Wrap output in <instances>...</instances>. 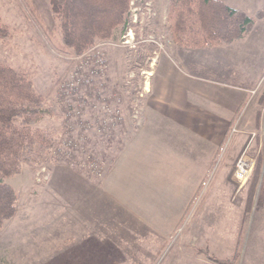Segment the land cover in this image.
I'll return each instance as SVG.
<instances>
[{"label":"rangeland","instance_id":"374dc122","mask_svg":"<svg viewBox=\"0 0 264 264\" xmlns=\"http://www.w3.org/2000/svg\"><path fill=\"white\" fill-rule=\"evenodd\" d=\"M221 1L248 15L264 11V0L260 5L258 0ZM169 3L130 0L124 29H118L110 39L95 41L80 55H66L56 48L60 35L48 0H0V22L12 34L10 40L0 42V63L25 72L45 104L54 108L56 115L37 125L57 137L55 146L39 162L23 166L20 174L6 180L18 198L14 215L0 228V264H176L178 260L214 264L198 252L203 249L221 260L236 255L235 264H264L263 245L253 248L248 241L253 236L254 214L241 226L232 215L220 216L212 210L205 217L197 214L193 220V212H185L180 219L178 215L168 217L167 212L160 216L159 206L178 209L182 203L149 199L159 195V178L135 184L133 179H125L124 172L114 173L118 161L127 160V164L134 161L130 167L136 169L131 173L139 176V158L146 157L148 150L122 147L143 124V100L151 95L150 85L159 80L166 59L175 57L174 51H184L169 39ZM244 41L233 51L239 57L237 68L227 58L232 64L230 73L220 74L214 68L202 71L203 75L239 85L240 70L255 66L264 52V21ZM86 56L93 64L80 63ZM213 60L215 67L217 59ZM189 68L193 72L194 67ZM76 71L81 73L82 84L70 92L67 89L74 87L70 84ZM261 81L264 70L254 84ZM64 102L68 103L63 106L71 105V109L65 111ZM116 111L120 112V123L109 118ZM70 140L74 149L63 145ZM263 146L248 181L263 156ZM168 157L165 173L172 175L176 161L171 154ZM216 171L208 175L213 185L206 204L212 206L221 174ZM258 183L262 201L264 170L260 168ZM248 184L242 187L244 193ZM228 190L225 186L222 193L230 194Z\"/></svg>","mask_w":264,"mask_h":264},{"label":"crops","instance_id":"0c3cea01","mask_svg":"<svg viewBox=\"0 0 264 264\" xmlns=\"http://www.w3.org/2000/svg\"><path fill=\"white\" fill-rule=\"evenodd\" d=\"M258 2L260 5L263 0ZM263 21H257L248 36L228 46L182 48L184 51H174L175 57L166 59L159 80L150 85L151 95L143 100V124L122 147L148 150L146 157L139 158L136 174L139 176L131 173V170L136 169V166L130 167L134 161L127 164V160L118 161L114 173L119 175L121 171L124 172L125 179L131 178L135 184L141 183L143 179L154 177L151 179L153 181L159 178V195H150L149 199H159V203H182L178 209L159 206L160 216L167 212L168 217L178 215L180 219L185 212H193V220L197 214L201 213L205 217L212 210L220 216L232 215L233 219H237L236 224L241 226L250 214H254L253 236L248 241H251V247H260L261 244L264 249V199L261 201L259 195L260 183L253 189L250 187L251 180L248 181L244 193L233 178L234 163L244 148H247V155L255 162L264 145L261 114L264 107V81L259 82L258 86L254 84L257 74L264 70V52L255 66H244L245 70H240L243 76L240 77L242 82L239 85L223 83L202 73L216 68L220 74L226 75L230 73L228 68L231 63L237 68L239 57L233 55V51H237ZM213 58L217 59L215 67L211 63L215 61ZM227 58L231 63H227ZM189 66L194 67L193 72ZM235 106L237 109L234 111ZM241 110L244 112L239 115ZM233 129L236 132H232ZM170 154L172 160L176 161L171 170L172 175L165 173L164 163ZM258 160L259 168L263 170L264 152ZM216 168V173L221 174L212 195V206L206 204L213 185L208 175ZM225 186L230 194L222 193ZM169 187H172L171 191ZM145 196L148 197V194ZM135 199L142 201L139 197ZM254 206L260 210L256 211ZM176 264H186V261L178 260Z\"/></svg>","mask_w":264,"mask_h":264},{"label":"trees","instance_id":"16d2710c","mask_svg":"<svg viewBox=\"0 0 264 264\" xmlns=\"http://www.w3.org/2000/svg\"><path fill=\"white\" fill-rule=\"evenodd\" d=\"M48 1L60 35L56 48L66 55H80L95 41L112 38L129 19L130 0ZM31 12L36 15L33 8ZM263 18L262 10L248 15L221 0H170L168 35L180 48L228 46L249 35L256 21ZM11 37L10 28L0 22V42ZM55 115L25 72L0 63V228L14 215L18 198L6 180L20 174L23 166L32 167L55 146L56 135L37 125ZM258 166L251 178L253 189L258 184ZM198 252L214 264H235L237 258L221 260L209 256L205 249Z\"/></svg>","mask_w":264,"mask_h":264},{"label":"built area","instance_id":"2783aa9c","mask_svg":"<svg viewBox=\"0 0 264 264\" xmlns=\"http://www.w3.org/2000/svg\"><path fill=\"white\" fill-rule=\"evenodd\" d=\"M97 60H98V58L95 59L96 65L98 67H100L101 64ZM80 63L81 64H89V63H92V62L90 61L89 56H86L82 60H80ZM72 78L74 80V83H71L70 85L71 86H74V87L73 88H69L68 87L67 90H69L70 92H75V90L78 89L79 85L82 84L81 82H82L83 78L81 76L80 71H76L74 73V75H72ZM85 82H86V85L89 84V81H85ZM90 87H91V85H89V88ZM95 90H97V88ZM251 93L253 94L254 93V90L251 91ZM58 101H61L62 102V99L59 98ZM67 103L68 102L61 103L63 109L65 108L64 106H66ZM70 106L71 105L67 106L65 108V111H68L69 109H71ZM94 108H96V105L94 106ZM120 116H121L120 115V112H117L116 111L114 113H111V115L109 116V118H111L114 121H116V123H120V121H121L120 120ZM262 128H263V131H264V115H263V118H262ZM232 132H236V130L233 129ZM63 145H66V146L67 145H70L69 147H72V149L75 148V147L71 146L72 145V141L71 140L69 142L63 144ZM246 149L247 148H244V150L241 152V154L238 156V158L236 159V161L234 163L233 178H234L236 184L238 185V188H242L243 185H245L248 182V179H249V177L251 175L252 168H253V165H254V161L247 155V150Z\"/></svg>","mask_w":264,"mask_h":264}]
</instances>
